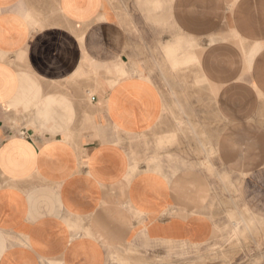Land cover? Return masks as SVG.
Here are the masks:
<instances>
[{
    "label": "crops",
    "instance_id": "1",
    "mask_svg": "<svg viewBox=\"0 0 264 264\" xmlns=\"http://www.w3.org/2000/svg\"><path fill=\"white\" fill-rule=\"evenodd\" d=\"M170 15L202 45L215 173L239 177L263 217L264 0H172ZM140 46L108 0H0V264H118L211 239L204 201L225 198L198 160L205 118L195 151L168 129L178 102L152 76L114 80L115 62L149 60Z\"/></svg>",
    "mask_w": 264,
    "mask_h": 264
},
{
    "label": "rangeland",
    "instance_id": "2",
    "mask_svg": "<svg viewBox=\"0 0 264 264\" xmlns=\"http://www.w3.org/2000/svg\"><path fill=\"white\" fill-rule=\"evenodd\" d=\"M108 1L126 33L135 43L144 46H140L137 53L149 59L115 62L119 67L115 69L114 80L141 76L144 72L152 76L166 91L168 100L178 102L165 112L168 129L183 141L191 138L190 146H194L195 151L199 148L198 133H202V119L205 118L203 122L209 132L206 144L211 149L207 157L202 153L203 157L198 160L213 182L217 179L216 195L225 198V201H204L214 224L209 241L201 245L164 242L161 249L154 250L150 245L143 254L131 252L129 259L114 261L118 264H264V216L254 212L249 201L242 200L245 190L239 177L222 173L223 179H218L215 173L219 171L215 139L221 122L215 108L214 88L209 87L199 74L201 43L178 36L170 15L172 0ZM171 39L175 40L169 43ZM93 73L95 75L96 70ZM90 99L85 97L84 101L90 104ZM192 102L196 104L195 111L186 109ZM43 116L38 115L40 122ZM191 121L195 122L193 127ZM150 134L154 140V131ZM148 154L153 155L154 151L149 150ZM147 160L149 162L150 158Z\"/></svg>",
    "mask_w": 264,
    "mask_h": 264
}]
</instances>
